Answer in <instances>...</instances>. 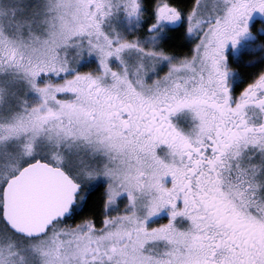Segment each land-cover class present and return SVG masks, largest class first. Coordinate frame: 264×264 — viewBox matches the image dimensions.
<instances>
[{"label": "snow or ice", "instance_id": "6c2138e0", "mask_svg": "<svg viewBox=\"0 0 264 264\" xmlns=\"http://www.w3.org/2000/svg\"><path fill=\"white\" fill-rule=\"evenodd\" d=\"M0 264H264V0H0Z\"/></svg>", "mask_w": 264, "mask_h": 264}]
</instances>
